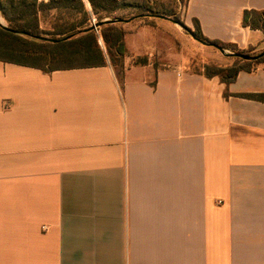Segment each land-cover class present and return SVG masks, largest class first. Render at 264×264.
Wrapping results in <instances>:
<instances>
[{"label": "crops", "instance_id": "crops-1", "mask_svg": "<svg viewBox=\"0 0 264 264\" xmlns=\"http://www.w3.org/2000/svg\"><path fill=\"white\" fill-rule=\"evenodd\" d=\"M185 1L206 38L264 51L243 25L264 0ZM125 29L124 68L0 61V264H264V102L239 96L264 66L228 86L161 52L157 20Z\"/></svg>", "mask_w": 264, "mask_h": 264}, {"label": "trees", "instance_id": "trees-1", "mask_svg": "<svg viewBox=\"0 0 264 264\" xmlns=\"http://www.w3.org/2000/svg\"><path fill=\"white\" fill-rule=\"evenodd\" d=\"M86 1L87 3L85 0H0V13L8 23L7 27L23 34H15L0 26V61L35 67L45 72L103 67L108 63L117 68H124L127 55L125 37L128 34L125 29L126 24L106 22L97 30H93L91 29L93 19L97 23L103 22L105 17L108 20H114L112 16L116 12L127 8H136L145 14H157L168 18L177 15L174 3L170 2L169 5L164 3L172 0H142V3H131L128 0ZM177 1L181 3L185 0ZM47 11L60 13L50 30H44L41 27L40 16ZM79 14L80 20L70 21L67 18V15L69 18H74ZM102 14L105 17H102ZM133 22H141L143 25L153 24L149 17L139 18ZM193 25L194 30L188 28L186 32L189 35L194 34L196 39L204 45L220 46L234 54H257L254 49L239 50L233 45L210 40L203 35L197 20L193 21ZM243 25L252 30H260L264 34V11H245ZM68 36L71 38L59 43L41 39H59ZM229 58L235 59V63L230 67L205 64L198 72L209 78L219 77L229 86L236 81L239 73H250L257 66H264V58L255 62L243 61L235 57ZM40 61L44 65L38 64ZM239 96L264 102V94Z\"/></svg>", "mask_w": 264, "mask_h": 264}, {"label": "rangeland", "instance_id": "rangeland-1", "mask_svg": "<svg viewBox=\"0 0 264 264\" xmlns=\"http://www.w3.org/2000/svg\"><path fill=\"white\" fill-rule=\"evenodd\" d=\"M128 1L131 3H134V2L142 3V0H128ZM170 2L174 3L177 9V15L173 16L172 18L184 23V25H186L189 29L194 30V26L192 27L188 26L186 23V19L184 18V10H185L186 1H183L180 3L177 0H172V1H165L164 3L169 5ZM59 15L60 13L57 11H47L43 13L40 16L41 17V27L44 30H50L51 25L53 24V22H55V20L59 17ZM141 15H147V14H145L143 11L136 9V8H127V9L116 12L112 17L115 19L122 18V19L128 20V18L131 19V18L138 17ZM102 17H105V15L102 14ZM67 18L70 21H74L76 19L80 20L81 15L80 14L75 15L74 18L72 17L69 18V16L67 15ZM0 19L4 25L8 26V23L6 22L2 14H0ZM151 19L153 23L156 20L158 21V25H160V29L158 30V32L162 33V35L164 36V38L167 40V43H168V45L165 48L161 49L160 51L161 52L165 51L167 53L168 51L170 52V51L178 50L179 52H181V54H184L186 65L189 71L198 72L202 69V67L205 64H211V65L216 64L221 67H230L231 65L235 63V59L223 56L214 47L202 45V47H204L208 51L219 53L218 56L220 58H215L216 57L214 56L215 53L204 52L203 50L204 48L201 47V44H197L196 42H194L193 41L194 39L183 28L172 23L171 21H168L165 19H154V18H151ZM105 20H108V19L105 17L104 21ZM92 26H94L93 23H92ZM129 27L130 26H128L127 29H131V27L130 28ZM226 50L228 52H231L229 49H226ZM261 52L262 51L257 52V54ZM257 54H254V55H257ZM38 64L44 65V63L41 61L38 62Z\"/></svg>", "mask_w": 264, "mask_h": 264}, {"label": "water", "instance_id": "water-1", "mask_svg": "<svg viewBox=\"0 0 264 264\" xmlns=\"http://www.w3.org/2000/svg\"><path fill=\"white\" fill-rule=\"evenodd\" d=\"M1 14V13H0ZM144 17H149V18H154V19H165V20H168V21H171L172 23L180 26L181 28H183L185 31H188V27L186 25H184V23L178 21V20H175V19H172V18H168V17H164V16H161V15H157V14H147V15H141V16H138V17H134V18H131V19H128V20H125V19H122V18H116L114 20H105L103 22H99V23H96L94 26L91 27V29L93 30H97L103 23H106V22H111L113 24H119V23H124V24H128L138 18H144ZM0 26L6 28L7 30L15 33V34H19V35H23L21 32L19 31H15V30H11L9 29L6 25H4L2 22H1V19H0ZM190 36L198 41L196 39V37L194 36V34L190 33ZM71 36H68V37H64V38H59V39H48V38H41L45 41H49V42H52V43H59V42H62V41H65V40H68L70 39ZM199 42V41H198ZM201 43V42H200ZM211 47H214L215 49H217L223 56L225 57H235V58H240L242 59L243 61H251V62H255V61H258L262 58H264V51H262L261 53L257 54V55H246V54H242V53H237V54H234V53H231V52H228L226 49L220 47V46H215V45H212Z\"/></svg>", "mask_w": 264, "mask_h": 264}, {"label": "built area", "instance_id": "built-area-1", "mask_svg": "<svg viewBox=\"0 0 264 264\" xmlns=\"http://www.w3.org/2000/svg\"><path fill=\"white\" fill-rule=\"evenodd\" d=\"M92 23L95 25L96 24V21L93 19Z\"/></svg>", "mask_w": 264, "mask_h": 264}]
</instances>
